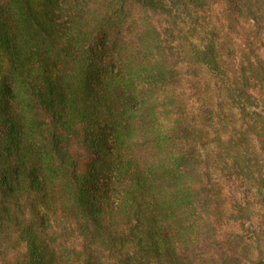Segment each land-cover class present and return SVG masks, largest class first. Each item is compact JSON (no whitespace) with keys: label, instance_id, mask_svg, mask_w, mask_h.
<instances>
[{"label":"trees","instance_id":"16d2710c","mask_svg":"<svg viewBox=\"0 0 264 264\" xmlns=\"http://www.w3.org/2000/svg\"><path fill=\"white\" fill-rule=\"evenodd\" d=\"M0 264H264V0H0Z\"/></svg>","mask_w":264,"mask_h":264},{"label":"rangeland","instance_id":"374dc122","mask_svg":"<svg viewBox=\"0 0 264 264\" xmlns=\"http://www.w3.org/2000/svg\"><path fill=\"white\" fill-rule=\"evenodd\" d=\"M160 21H161V19L158 18L157 19L158 25H159ZM198 98H199V94H195L193 96V100L195 101L196 105H198L200 102V101H198ZM216 100L217 99L214 98L213 100H210L208 103L212 106V108L214 110L217 111L220 109L216 105ZM240 122H242V118L236 112L234 114V117H232V120L228 122L229 127L239 126ZM192 148L195 151L196 157L195 158L192 157L193 158L192 160L190 159V161L192 162L193 167H194V171H192V173H191V178L196 179V180H202L206 184L208 181L212 182L214 180H219L222 184H224L225 188L227 189L228 188V182H226V180H228V179L226 178V175H225L226 172L221 173L222 170L220 169V167L218 165V159L219 158H218V154H217V151L215 149L214 144H212V145L210 144L209 146H206L204 149H201L198 147H193V146H192ZM220 174H224L223 177L220 176ZM234 191L236 192L234 194V196L238 197L241 200L242 194L237 192V189ZM227 194H228L227 195L228 202L231 205L232 199H231V197H229L230 193H227ZM228 208L229 209H228L227 213L230 214L231 208H230V206ZM240 221H242V222L240 223ZM243 227H248L247 219H243L241 217L236 216V218H233V220H231L229 222V224L226 228H227L228 232H235L236 233L238 231H241V229ZM247 233H249V232H246L244 234H247ZM210 252L214 253L215 255L219 254V251H217V248H214V247L210 250Z\"/></svg>","mask_w":264,"mask_h":264}]
</instances>
